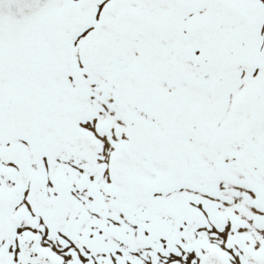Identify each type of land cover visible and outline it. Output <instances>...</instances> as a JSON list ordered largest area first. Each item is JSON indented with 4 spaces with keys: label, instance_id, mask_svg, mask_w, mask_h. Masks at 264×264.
Segmentation results:
<instances>
[{
    "label": "snow or ice",
    "instance_id": "snow-or-ice-1",
    "mask_svg": "<svg viewBox=\"0 0 264 264\" xmlns=\"http://www.w3.org/2000/svg\"><path fill=\"white\" fill-rule=\"evenodd\" d=\"M0 264H264V0H0Z\"/></svg>",
    "mask_w": 264,
    "mask_h": 264
}]
</instances>
